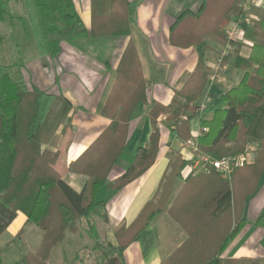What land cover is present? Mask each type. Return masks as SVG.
Returning <instances> with one entry per match:
<instances>
[{
  "label": "trees",
  "instance_id": "1",
  "mask_svg": "<svg viewBox=\"0 0 264 264\" xmlns=\"http://www.w3.org/2000/svg\"><path fill=\"white\" fill-rule=\"evenodd\" d=\"M15 1L21 4L20 0H0V26L6 27V32L0 34V67L5 70L0 77V236L18 213H23L28 223L43 232V238L35 252L24 255L18 264H47L51 251L64 240L66 229L77 219L90 223L91 215L103 209L104 219L110 221L105 201L97 200L102 187L107 185L120 191L154 165L160 150L162 115H168L173 133L185 141L191 138L193 116L187 113L197 110L198 106L191 102L202 93L209 78L204 66L208 45L204 41L213 39L225 46L228 43L225 29L233 16H245V0H203L197 14L186 11L177 20L175 27L181 25L185 33L190 29L195 32L188 40L199 50L200 59L195 72L169 106L148 101L149 83L144 78L135 44L132 40L129 42L98 108V114L112 122L91 148L70 165L72 173L86 177L79 192L55 167L60 151L43 148L61 126L66 131L71 125L72 103L63 95L36 87L30 90L24 73L30 60L43 56L58 58L63 52V40L76 47L79 39L129 36L138 1L92 0L90 30L72 0H25V5H21L28 17L12 13L10 4ZM262 12L251 55L240 56V45L236 50L235 65L244 71L241 82L226 93V108L218 110L213 120L201 123L208 132L199 138L200 148L216 159L240 154L248 143H258L257 160L254 165L237 169L230 180L214 170L188 175L185 186L169 208V214L184 229L187 239L162 264L238 263L223 255L245 226V203L257 190L264 173V10ZM15 31L19 33L14 35ZM139 105L148 107L153 127L150 141L140 148L126 172L108 183L112 169L125 150L129 124ZM168 156L170 171L165 174L154 199L131 225L120 223L114 227L117 246L109 243L108 249L122 264H125V250L143 237L170 203L176 179L182 177L191 163L176 151ZM215 177L218 183L212 179ZM165 196L166 204L161 206ZM256 224L264 228V211ZM92 235L99 240L96 232L92 231ZM97 246L102 247L98 243ZM247 263L261 262L248 260Z\"/></svg>",
  "mask_w": 264,
  "mask_h": 264
},
{
  "label": "crops",
  "instance_id": "2",
  "mask_svg": "<svg viewBox=\"0 0 264 264\" xmlns=\"http://www.w3.org/2000/svg\"><path fill=\"white\" fill-rule=\"evenodd\" d=\"M72 1L85 27L90 30L93 23L92 0ZM137 1L136 19L130 26L129 36L79 39L76 41V47L62 41L63 52L58 58L43 56L30 60L24 73L29 88L36 87L51 94L63 95L72 103L71 125L66 131L64 126H61L45 147L60 151L56 168L64 180L78 192L81 191L86 177L72 173L70 165L91 148L112 122L111 119L98 114V108L129 42L132 40L135 44L144 78L149 83L147 99L150 103L158 102L169 106L175 94L185 87L199 63V50L188 40L195 36V32L190 29L189 33H185L181 25L175 27V24L186 11L197 14L203 0ZM10 7L20 15L26 12L25 7L17 1L12 2ZM235 18L236 16H233L231 20ZM255 39L254 36L245 37V41L238 49L240 56L248 58L251 55ZM90 40L102 41L101 46L97 45L95 49L97 53L92 54V57L79 45L81 41ZM204 42L208 45L204 66L209 78L202 93L191 102V105L198 106L197 110L187 113V116H193L190 122L191 138L198 135V143L203 134H200L203 129L201 123L213 120L218 110L226 108V93L239 86L244 74V71L235 65L236 48L229 49L228 43L223 46L213 39ZM167 118L168 115H162L160 119V150L149 171L120 191L105 185L98 192L97 200L105 201L110 221L114 222L115 226L120 223L131 225L145 206L154 199L165 174L170 171L168 155L171 151H176L188 161L194 157L193 151L184 146L186 141L171 131ZM152 132L148 107L139 105L129 124L125 150L112 169L108 183L126 172L135 161L140 148L148 145ZM75 154L77 156L71 159ZM189 174L187 167L174 185L172 200L185 186ZM212 179L216 183L219 182L216 177ZM263 211L264 173L257 190L245 203L243 210L245 226L227 247L224 258L235 259L238 261L237 264H249L248 260H259L260 264H264V228L256 224ZM18 221L19 225L14 226ZM29 225L31 224L27 222V217L19 212L17 218L0 236L1 256L3 251L16 247L14 241L19 233H22L21 240H18L21 244H26V239L35 242L27 253L15 255L10 264H18L24 255L35 252L41 244L43 232L39 228L38 232L30 231L29 237L25 235V229ZM113 229L114 227L112 231ZM186 239L187 234L177 222L168 213H162L146 229L143 237L125 250L124 263L162 264ZM110 243L117 246L115 235L110 236ZM65 254L62 244L58 245L52 250L47 264H65Z\"/></svg>",
  "mask_w": 264,
  "mask_h": 264
},
{
  "label": "rangeland",
  "instance_id": "3",
  "mask_svg": "<svg viewBox=\"0 0 264 264\" xmlns=\"http://www.w3.org/2000/svg\"><path fill=\"white\" fill-rule=\"evenodd\" d=\"M20 2H21V4L26 3L25 0H20ZM245 2H246V5L249 6L248 7L249 10L253 9L254 6L252 5L251 0H245ZM259 8H256V9L254 8L253 10H251V12H250L251 15L249 14L251 20L255 19V17H256L260 21V17H262L263 12ZM11 11L14 14H18V12H16L12 8H11ZM25 16L28 17L27 11L25 12ZM241 19H243V20L248 19L249 20V18L246 16V14L244 17H241ZM258 24H259V22H258ZM246 27H247V25H246ZM5 28L6 27L3 25L0 26V34L1 35L6 32ZM255 30H256V28H253L252 26L245 28V30H244L245 31V37H251V36L255 37ZM18 33H19L18 31H15L13 34L17 35ZM63 41H65V40H63ZM101 42H102L101 40H98V41H96V40L95 41L94 40L81 41V43H79V45L86 50L87 55L92 57V54L97 53L95 49L99 45L101 46ZM76 44H77V42H76ZM241 44H243V43L242 42L238 43V45H241ZM238 45H236L235 50H237ZM26 57H27V55H26ZM4 72H5V70L2 67H0V77L3 75ZM32 89L33 88H30V90H32ZM45 146L43 148L47 149ZM76 156H77L76 154L72 155L71 159L75 158ZM55 167H56V165H55ZM178 179H176V181ZM176 181H175V183H176ZM173 188H174V186H173ZM172 193H173V189H172ZM172 193H171V197H172ZM171 197L169 199L170 203H167V206H165L162 213H168L169 214L170 205L177 198L176 197L174 200H172ZM165 200H166V196L163 199V203L161 204V206H164L166 204ZM97 211H98L97 213H94L91 215L92 221L90 223H88L86 219L79 218L69 228L66 229L64 240L60 243V244H62L63 248L65 249V253H66L65 259H64L65 264H122V261L118 258L117 255H115V254L110 255L111 254L109 252L110 249H108V245L110 243V236L114 237V235H113L114 229L112 231V228L115 227V224H114V222H111V221L106 222V220L103 217V215L105 214V210L98 209ZM106 212H107V210H106ZM30 224L31 225H29L25 229V235L27 237H29L28 235L30 234V231H32V230H35L37 232L39 231L37 226H35L32 223H30ZM92 224L94 225V228H91ZM17 225H19V221L14 226H17ZM179 227L184 231V229L180 225H179ZM92 231H94L98 234L99 240H97L93 237ZM21 236H22V233L14 241V242H16L15 243L16 247L11 248L9 250L7 249V250L3 251L2 256L0 255V264H1V262H3L2 264H10V262H11L10 260L13 259V257H15V255H17L21 252L27 253V250H29L31 247H33L35 242L34 241L29 242L28 239H26V244L25 243L21 244L18 241V240H21ZM97 243L100 244L102 247L98 248L99 246H97ZM60 244H58V245H60Z\"/></svg>",
  "mask_w": 264,
  "mask_h": 264
},
{
  "label": "built area",
  "instance_id": "4",
  "mask_svg": "<svg viewBox=\"0 0 264 264\" xmlns=\"http://www.w3.org/2000/svg\"><path fill=\"white\" fill-rule=\"evenodd\" d=\"M251 1L252 5L254 6L253 9L259 7L260 10L264 9L263 0ZM248 7L249 6L246 5V2H244L243 11L244 14H246V16L249 18V20H243L240 16H236V18L232 21V23L226 30L228 39L227 48L229 49L235 48L238 43L245 41V28L249 26L256 28V26L258 25L259 19L255 17V19L251 20L250 12L253 9L249 10ZM205 132H208V128H203L200 134ZM198 137L199 136L196 135L193 138L187 140L184 144L186 148L191 149L194 153V157L192 158V160H190L191 163L188 166V170L190 171V173H210L214 170L218 172L223 178L230 180L232 179L237 169L254 165L257 160L259 145L255 142L248 143L244 151L240 154L227 156L222 159H216L200 148L197 141Z\"/></svg>",
  "mask_w": 264,
  "mask_h": 264
}]
</instances>
